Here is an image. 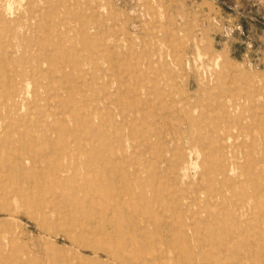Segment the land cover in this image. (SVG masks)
Returning <instances> with one entry per match:
<instances>
[{
  "label": "rangeland",
  "instance_id": "rangeland-1",
  "mask_svg": "<svg viewBox=\"0 0 264 264\" xmlns=\"http://www.w3.org/2000/svg\"><path fill=\"white\" fill-rule=\"evenodd\" d=\"M18 75L15 109L6 81ZM263 117L264 0H0V141L37 139L46 154L25 186L44 209L0 222L33 260L8 264H54L34 228L43 211L41 226L68 211L142 225L145 239L124 247L132 264L202 263L208 231L264 264L256 222L241 242L239 208L243 187L264 189ZM9 192L0 210L20 208Z\"/></svg>",
  "mask_w": 264,
  "mask_h": 264
},
{
  "label": "bare ground",
  "instance_id": "bare-ground-1",
  "mask_svg": "<svg viewBox=\"0 0 264 264\" xmlns=\"http://www.w3.org/2000/svg\"><path fill=\"white\" fill-rule=\"evenodd\" d=\"M18 77L20 78V80L16 83H14L11 80V78L7 79L6 81L7 86L13 88L12 99L14 102L12 101V107L15 109L24 107L21 104L24 96L22 92L24 86L23 84L25 82V80L23 79L24 75L21 76L18 75ZM56 79H57V75H56ZM259 118L260 117H258V119ZM263 134L261 136H263ZM23 138L19 137V140L17 139L10 140L9 142L5 140L0 141V192L2 195H6L7 193H10L9 189H12L13 197H17L18 199L17 201H19L20 204L17 206V207L20 206V208L18 209L0 210V217H2L0 222L6 221L9 218L20 219L21 215H26V214L31 215L33 212H37L38 210L44 209L43 206L38 203L36 198L31 197L32 194L29 191L31 190L30 188L31 186L35 189L33 182L36 178H38V176L42 174L40 171L37 172L32 167L31 164L38 163V161L43 159L46 154L40 153L39 155H35V147L38 144L37 139L33 141L31 140L32 138L30 139H28V137L24 139ZM41 139L46 144H48L51 150H53L54 152V149L52 148L53 146L52 138L46 136V137H42ZM255 144L257 145V143ZM263 153H264V147H263ZM248 159L250 160V162H252L251 160H253L252 157H249ZM249 160L247 161L249 162ZM26 162L29 163L30 167H32L27 172L22 169V163H26ZM256 163L259 164L261 162L257 161ZM63 172L64 170L58 169L57 174L58 175L63 174ZM228 172L229 170L225 168V173L224 170H222L221 176H223L224 178L228 177L229 176ZM257 172L260 173L259 170H257ZM26 185L30 187L25 188ZM230 188L233 187L230 186ZM241 190L242 192H241V201L239 203V208L242 212V215L246 217L245 220L246 222L244 223V228H243V232L246 233V235L241 239V242L244 245H246L250 243V241L248 240L249 239L248 235L250 230H252L253 222H256V226L258 229H260L261 234H263L262 238H264V206L262 204L264 203V189L260 187L258 184H254V186L251 188L243 187ZM128 191L129 189L126 186L122 188H117L115 192V196L122 197L128 194ZM38 192L39 193L36 194V196L43 197L46 200V194H47L46 191L41 192L40 190H38ZM31 198L33 200L31 201L29 207L26 205V200H29ZM102 200L105 201L107 200V198L104 197L102 198ZM98 213L97 215L93 216L90 213L87 214L81 212L78 215L68 211L65 214H56L51 218L47 217L46 220L47 221L48 219L51 220V224L45 225L43 223L42 224L43 226H41L40 224L41 222H43L44 216L47 215V211H43V213L37 214V217L34 218L33 220L35 224L34 228H36L39 234L42 231L45 235L46 234L49 235L53 240V245L49 247L47 252H44L46 254L45 256L52 257L54 260V264H132L131 262L132 260L130 259L128 250L127 248L125 249L124 247H134L135 245L137 246L138 244L140 245L139 240L136 239L137 238L145 239L143 226L140 224H136L129 219L125 221L115 220L111 222V219L107 218V220L103 222L100 211H98ZM148 220L153 221V219L151 218ZM175 220L176 222L178 221L177 219ZM171 224L172 223L168 222V225L165 226H171ZM2 232H0V256L3 259L0 261V264H8L17 260L19 261L33 260L29 249L24 244L17 242L16 239L11 235H6L4 237L1 234ZM214 232L208 231V241L210 243L209 244L210 251L208 252V255L204 258V260H202V263H198V264H258V260L255 257L254 260H250L245 256L246 260L240 259V261H237V258H234L232 254L233 251L232 249L231 251L226 245L224 247H220L218 245L219 243L218 236ZM58 238L64 242H59ZM109 238H111L112 241L115 242L113 246H109L107 244V240H109ZM134 239L136 240V244H133ZM121 242L124 244L123 247L119 246ZM6 243L7 245L9 244V250L7 253H5L4 251L5 248L4 246ZM84 251H89L90 253L86 254L84 253ZM175 264H196V263L195 262L192 263L191 261L188 260H183V261H178Z\"/></svg>",
  "mask_w": 264,
  "mask_h": 264
}]
</instances>
